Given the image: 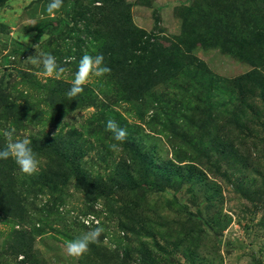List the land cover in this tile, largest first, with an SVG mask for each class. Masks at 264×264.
Here are the masks:
<instances>
[{"label":"rangeland","instance_id":"rangeland-1","mask_svg":"<svg viewBox=\"0 0 264 264\" xmlns=\"http://www.w3.org/2000/svg\"><path fill=\"white\" fill-rule=\"evenodd\" d=\"M49 2L0 0V148L39 159H0V264H264V0ZM84 54L111 72L69 98Z\"/></svg>","mask_w":264,"mask_h":264},{"label":"clouds","instance_id":"clouds-1","mask_svg":"<svg viewBox=\"0 0 264 264\" xmlns=\"http://www.w3.org/2000/svg\"><path fill=\"white\" fill-rule=\"evenodd\" d=\"M63 3L64 0H50L46 7L47 13L52 15L63 6ZM36 46L32 45L34 48ZM26 60L33 65H42L43 72L48 76L65 72V68L58 64L57 58L50 53L37 54L35 52V55L28 56ZM110 72L111 69L104 64L103 55L91 56L84 54L79 61L78 69L75 72L67 96L72 98L83 93V86L88 82L91 75L94 74L100 77ZM106 129L113 134V139L117 142H122L127 138L126 129L120 127L115 120L109 119L106 122ZM3 135L7 142L3 148H0V159L13 158L22 173L27 175L36 173L39 169V159L31 147V141L28 138L14 140L12 131H4ZM112 148L116 150L117 144H113ZM97 206L99 207V205ZM94 219H84L83 222L89 226L90 230L67 242L66 251L70 256L79 258L90 250V244L98 242V238L104 232V228L100 226L98 220H95L97 226L92 228L91 221Z\"/></svg>","mask_w":264,"mask_h":264},{"label":"trees","instance_id":"trees-1","mask_svg":"<svg viewBox=\"0 0 264 264\" xmlns=\"http://www.w3.org/2000/svg\"><path fill=\"white\" fill-rule=\"evenodd\" d=\"M54 145H55V143H54ZM55 146H56V145H55ZM57 152H58V151H57ZM158 168H159V167H158ZM159 169H160L159 173H161V172H162V169H161V168H159ZM159 169H158V170H159Z\"/></svg>","mask_w":264,"mask_h":264}]
</instances>
